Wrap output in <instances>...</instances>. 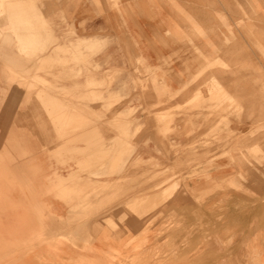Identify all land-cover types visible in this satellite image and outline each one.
<instances>
[{"label":"crops","instance_id":"1","mask_svg":"<svg viewBox=\"0 0 264 264\" xmlns=\"http://www.w3.org/2000/svg\"><path fill=\"white\" fill-rule=\"evenodd\" d=\"M9 5L0 16V250L5 248L0 264H80L88 257L105 264H184L180 247L172 257L159 256L155 252L165 250L164 244L137 242L150 219L138 209L140 199L147 204L154 198L152 204L160 196L164 215L177 216L174 230H185L181 220L199 206L187 195V185L196 193L208 191L204 218L221 219L211 230H264V222L250 225L259 220L253 204L264 203V165L249 169L243 157L250 155L249 147L200 153L212 156L205 167L208 178L173 179L160 192L151 185L139 190L138 183V170H148L146 165L186 170L182 154L163 143L166 137L182 141L216 133L220 138L250 130L247 113L235 125L228 112H211L229 110L234 100L242 107H264V84L244 78L250 48L264 65V0H64L44 7L42 0H11ZM251 26L257 35L250 34ZM52 42L65 51L60 58L94 61L81 67L80 81H53L58 69L47 61L57 54L53 46L43 53ZM239 53L241 82L233 77ZM218 62L230 67L214 66ZM73 73L66 68V75ZM110 74L115 81L107 83ZM154 77L157 81H142ZM190 103L202 108L176 115L177 130L165 134L157 117ZM128 107L134 110L129 117L123 115ZM219 122L229 126L218 129ZM95 188L98 215L92 216L95 211L84 205H90L88 193ZM27 230H41L40 236ZM68 237L72 241H57ZM226 248L233 255L234 246ZM237 249L245 257L227 256L220 264H264V232Z\"/></svg>","mask_w":264,"mask_h":264},{"label":"rangeland","instance_id":"2","mask_svg":"<svg viewBox=\"0 0 264 264\" xmlns=\"http://www.w3.org/2000/svg\"><path fill=\"white\" fill-rule=\"evenodd\" d=\"M50 1H59L62 3L64 0H42L43 7L47 2ZM11 0H1L0 1V16L4 15L7 12V6L9 5ZM15 6L17 5L16 2ZM10 6V5H9ZM252 12V11H251ZM64 18V17H63ZM253 22H256L255 17H252ZM250 34H258L256 27H250ZM55 42L51 44L48 43L46 48H43V53L51 48ZM252 45V44H251ZM255 47V51L258 50V44H253ZM59 50V51H58ZM53 51H55V57L52 60L47 61V66H52L53 68L58 69V74H53L51 77L53 81H66V78L73 79V81H80L82 78L81 74V67L93 65L94 61L88 58H81L75 57L71 60H67L65 58H60L61 52L65 54L61 48L57 46H53ZM238 55V54H237ZM247 60L244 61V66L248 69V75H244V78H249V82L252 84H264V65L261 61L257 58L256 54L253 52V49L250 48L249 53V61L246 63ZM242 54L239 53L238 56L234 59V67L235 73L233 77L235 81L241 82L243 75L241 74L242 68ZM108 65V64H107ZM214 66H219L221 68H229L230 66L225 63H217ZM66 68L72 69L74 72L72 75H66L65 71ZM239 70V71H237ZM240 72V73H236ZM78 72V73H76ZM105 82H113L115 81V75L110 74L105 76ZM201 75L197 76V79L200 78ZM196 79V80H197ZM157 81L156 77L153 79H144L142 81ZM195 80V81H196ZM208 83H212L213 87H219V83L216 80H207ZM44 82V80H43ZM198 98L195 97V102ZM195 103V104H196ZM114 103L111 102L107 108L112 106ZM201 105H194V103H190L188 106H179L177 108L171 109V111L166 112L163 115H159L158 121L159 123L165 125V134L169 135L171 132L177 130V123L174 122L175 116L178 114H188L195 110L201 109ZM210 109V108H209ZM134 110L127 108L123 115H129L133 113ZM229 113L233 116L235 122L234 124H241L240 117L243 113H247L249 120H251V127L250 130L246 133H241L238 131L230 132L227 136L216 138L214 133V138L211 137L210 134L203 138L199 139H187V140H172L169 138L163 139V143L169 144L173 148L177 149V152L182 154V157L185 158V166L186 170H174V169H162L161 165L157 166L155 164L146 165L149 169H141L138 170V183H139V190L141 188H146V185L153 186L151 190H155V192H160L163 190V186L166 182H169L173 179H182L183 180H192L194 178H208L210 176V171L206 168L209 167L210 162L212 160V156L210 154H200L202 152H210L211 147H220V146H230V147H249L251 150L250 155H244V158H247L249 161V169H260L261 165H264V107H242L239 105L237 100L232 102V105L229 110H220L215 109L211 112V114L220 115L221 113ZM249 114V115H248ZM207 116L206 118H209ZM239 121V123H237ZM194 123H186L185 126H193ZM229 124L219 122L217 124L218 129L226 128ZM143 127V123H138V128L140 129ZM76 141V140H75ZM78 142H81L79 140ZM140 167V166H139ZM145 167V165L143 166ZM206 167V168H205ZM154 168V169H153ZM82 173H86L90 176H99L100 172L97 171H87L82 170ZM164 180V181H163ZM177 183V182H176ZM154 184V185H153ZM188 184V182H187ZM150 187V186H149ZM177 189V188H175ZM186 193L188 196H191L192 199L196 200V203L199 205L196 208H192L187 213L186 217L181 220L182 226L184 225L185 230H174L177 229L179 223L176 215L173 214H166L164 215L162 204L163 199L162 197H157L156 201L152 204L151 199L150 202L147 204L145 203V199H140L139 201V209L138 215L140 217L146 218L148 214L150 219L148 223L145 222L143 224L145 228L143 230H139L137 236L138 243H146L148 241H154L159 245H163L165 248L155 252V255H169L172 257L174 253H177L178 247L182 250V257L184 259V264H220L221 259H225L228 257H245L242 256L241 251L237 248H241V246L248 242L251 237L255 236L258 233H263L264 230H211L212 227H215L221 219H211L210 217L204 218V216H208L209 214V206L206 204V200L209 198V193H196L194 188L189 187L188 185L185 187ZM173 190L171 188L170 191L165 192L164 200H167L172 194ZM90 196V205L85 204V207H89L91 211H95L93 213L97 214V205L94 206L93 198H97L98 190L95 188L93 191L88 193ZM143 196L146 194H142ZM149 205V206H148ZM253 205L257 208L256 217L259 220H253L250 222L251 226H256L258 222L262 224L264 222V203L256 202ZM142 206V207H141ZM148 206V207H147ZM144 207V208H143ZM149 211H147V209ZM198 209V211H196ZM200 211V212H199ZM150 213V214H149ZM91 217V216H90ZM152 217V218H151ZM143 220V221H144ZM185 221V222H184ZM113 226V223H110ZM40 228V227H39ZM156 228L157 230H151ZM34 232L39 234L41 230H30L29 234H34ZM152 237L154 238L152 240ZM69 240L68 238H60L57 241ZM76 241V240H73ZM87 241H93V237H90ZM227 243L234 246L233 255L231 251L227 250ZM161 248V247H160ZM175 248L176 250H170ZM105 264L102 261V258L99 257H88L81 261L80 264Z\"/></svg>","mask_w":264,"mask_h":264},{"label":"bare ground","instance_id":"3","mask_svg":"<svg viewBox=\"0 0 264 264\" xmlns=\"http://www.w3.org/2000/svg\"><path fill=\"white\" fill-rule=\"evenodd\" d=\"M18 1V0H17ZM45 33V32H44ZM35 35H38V34H35ZM26 83H28V82H26ZM31 84V83H30ZM37 85V84H36ZM40 85V84H39ZM38 86V85H37ZM50 89V88H49ZM69 89V88H68ZM51 90V89H50ZM52 91V90H51ZM58 97V96H57ZM61 99V98H60ZM63 99V98H62ZM65 103H67V102H65ZM77 103V102H76ZM80 106V105H79ZM83 111V110H82ZM94 112V111H93ZM89 113V112H88ZM89 115V114H88ZM85 116V115H84ZM88 118H90V117H88ZM81 120H82V118H81ZM89 120H91V119H89ZM113 120H115V119H113ZM116 120H118V119H116ZM79 121V120H78ZM87 121V120H86ZM80 122H82V121H80ZM89 122V121H88ZM95 122V121H94ZM90 123V122H89ZM88 124V123H87ZM116 125V124H115ZM69 126V125H68ZM82 126V125H81ZM73 127V126H72ZM98 129V128H97ZM99 130V129H98ZM92 135H93V133H92ZM54 152V151H53ZM54 154V153H53ZM88 154V153H87ZM92 156V155H91ZM94 159V158H93ZM94 162V161H93ZM93 165V164H92ZM88 168H90V167H88ZM85 169V168H84ZM12 177V176H11ZM13 183V182H12ZM2 186V185H1ZM2 187H4V186H2ZM7 187V186H6ZM74 187V186H73ZM1 188V187H0ZM8 188V187H7ZM20 190V189H19ZM1 191V190H0ZM2 192V191H1ZM1 197V196H0ZM3 197V196H2ZM4 198V197H3ZM21 198V197H20ZM115 200V199H114ZM128 202V201H127ZM12 205H13V203H12ZM19 205V204H18ZM20 205L22 206V204L20 203ZM19 205V206H20ZM1 206V205H0ZM18 206V207H19ZM20 206V207H21ZM103 206V205H102ZM23 207V206H22ZM24 208V207H23ZM26 208V207H25ZM25 211V210H24ZM23 211V212H24ZM2 212V211H1ZM5 212V211H4ZM10 212H11V210H10ZM109 214V213H108ZM112 214V213H111ZM6 216H7V214H6ZM16 217H17V215H15ZM177 217V216H176ZM23 218V217H22ZM152 218V217H151ZM18 219L20 220V217H18ZM4 220V219H3ZM122 220V219H121ZM16 221V220H15ZM131 222V221H130ZM185 222V221H184ZM14 223H16V222H14ZM22 223V222H21ZM81 223V222H80ZM11 224H13V223H11ZM20 224V223H19ZM83 224V223H82ZM92 224V223H91ZM4 225V224H3ZM2 225V226H3ZM9 225V224H8ZM131 225V224H130ZM134 225H136V224H134ZM25 226V225H24ZM4 228V227H3ZM10 228V227H9ZM12 229V228H11ZM26 229V228H25ZM12 231V230H11ZM28 232L30 231V230H27ZM33 231V230H32ZM7 234H9V233H7ZM17 235H19V234H17ZM20 235H21V233H20ZM19 235V236H20ZM10 236V235H9ZM11 236L13 237V235L11 234ZM14 238V237H13ZM5 248H3V249H1V250H4ZM7 249V248H6ZM0 250V251H1ZM67 251V250H66ZM54 252V251H53ZM53 252H49L50 254H52ZM58 254V253H57ZM61 254V253H60ZM36 258V257H35ZM34 258V259H35ZM84 264V263H83Z\"/></svg>","mask_w":264,"mask_h":264}]
</instances>
